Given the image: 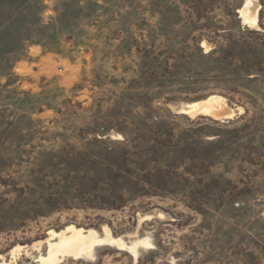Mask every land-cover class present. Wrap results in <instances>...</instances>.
Here are the masks:
<instances>
[{
	"label": "rangeland",
	"instance_id": "1",
	"mask_svg": "<svg viewBox=\"0 0 264 264\" xmlns=\"http://www.w3.org/2000/svg\"><path fill=\"white\" fill-rule=\"evenodd\" d=\"M245 3L0 0V264H264V0ZM211 96L232 118L180 112ZM67 227L136 258L51 254Z\"/></svg>",
	"mask_w": 264,
	"mask_h": 264
},
{
	"label": "bare ground",
	"instance_id": "2",
	"mask_svg": "<svg viewBox=\"0 0 264 264\" xmlns=\"http://www.w3.org/2000/svg\"><path fill=\"white\" fill-rule=\"evenodd\" d=\"M250 0H246V3H248ZM254 2V1H253ZM246 5V6H247ZM252 5V4H251ZM249 6V5H248ZM246 10V9H244ZM260 10V6L256 7L252 13V15H245L243 10L239 11L241 12V15L239 16L243 23H249L251 27H257L258 23V13ZM247 11V10H246ZM250 11V10H249ZM238 12V13H239ZM247 25V26H249ZM203 46H205V43H202ZM225 100L221 97L217 96H211L203 101L193 102L190 104L185 105L184 108H180V112L184 113L186 115H189L190 117H195L197 115H205L210 116L214 119H224V118H232L233 112L227 110L225 106ZM241 110V109H240ZM106 231V230H105ZM92 231H89L87 234H83L82 230H77L74 227H67L66 230L55 233V232H49V239H57L58 245L50 243L51 241L48 240V244L50 245L51 254L55 253H71V255L74 257V259L82 258L81 256L92 254V245L96 242H111L113 244H116L119 247H125L127 252H129L132 256L136 258V249L137 245H131L126 246L123 244V241L121 239H113L109 237V235L104 234V238L106 240H97L94 236V233ZM96 233V232H95ZM100 237V236H99ZM144 240H142L143 242ZM138 242V241H137ZM146 242V241H145ZM147 242L145 243V245ZM99 244H97L98 246ZM102 245V244H101ZM112 246V245H111ZM64 248V249H63ZM94 248V247H93ZM15 250V249H14ZM93 251V250H92Z\"/></svg>",
	"mask_w": 264,
	"mask_h": 264
}]
</instances>
